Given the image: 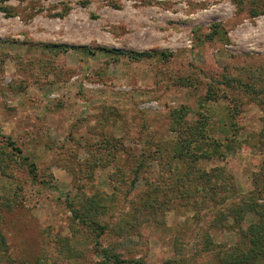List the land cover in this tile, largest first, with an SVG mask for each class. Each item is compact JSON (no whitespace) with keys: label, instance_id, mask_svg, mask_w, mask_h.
I'll return each mask as SVG.
<instances>
[{"label":"rangeland","instance_id":"obj_1","mask_svg":"<svg viewBox=\"0 0 264 264\" xmlns=\"http://www.w3.org/2000/svg\"><path fill=\"white\" fill-rule=\"evenodd\" d=\"M0 235V264H264V0H0Z\"/></svg>","mask_w":264,"mask_h":264},{"label":"trees","instance_id":"obj_2","mask_svg":"<svg viewBox=\"0 0 264 264\" xmlns=\"http://www.w3.org/2000/svg\"><path fill=\"white\" fill-rule=\"evenodd\" d=\"M178 118L182 119L183 115L181 116V114H179L177 116ZM200 127H198L197 130L201 129V125L202 124H198ZM180 126V125H179ZM11 146L13 144H10ZM185 153L189 154V145L187 146V149L184 150ZM20 153V151H19ZM31 169H32V174H34L35 171V167L33 165H30ZM68 199V197H66ZM93 200V202H91L90 204L87 202L85 204L86 206V211H88L86 214L84 213V211H77V210H73L71 207V212L74 216V219H76L78 221V223L88 229H90V231L95 235L96 240L98 241L100 238H102V236H104L106 234V232L108 231V228L106 226L101 225L92 215H95L93 211H95V208H99L102 206V202H96ZM256 240V239H255ZM253 240V242L255 241ZM5 241L4 238L0 235V246L3 247ZM99 258L103 260V262H105L106 264H145L142 261H126V260H120L119 256L117 254H113V253H109L106 251H101L99 254ZM254 255V253H252V256ZM166 264V263H164Z\"/></svg>","mask_w":264,"mask_h":264}]
</instances>
